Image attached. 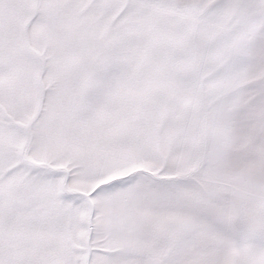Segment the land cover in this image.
Segmentation results:
<instances>
[{
	"label": "snow or ice",
	"instance_id": "snow-or-ice-1",
	"mask_svg": "<svg viewBox=\"0 0 264 264\" xmlns=\"http://www.w3.org/2000/svg\"><path fill=\"white\" fill-rule=\"evenodd\" d=\"M0 264H264V0H0Z\"/></svg>",
	"mask_w": 264,
	"mask_h": 264
}]
</instances>
